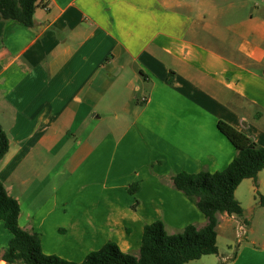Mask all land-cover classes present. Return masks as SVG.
<instances>
[{"label":"crops","instance_id":"1","mask_svg":"<svg viewBox=\"0 0 264 264\" xmlns=\"http://www.w3.org/2000/svg\"><path fill=\"white\" fill-rule=\"evenodd\" d=\"M43 2L30 28L0 18V182L19 226L74 262L108 240L136 251L158 219L168 234L203 227L170 177L230 163L219 120L264 147V0ZM217 218L216 244L238 220ZM10 238L0 221V264ZM221 261L264 264V239Z\"/></svg>","mask_w":264,"mask_h":264},{"label":"trees","instance_id":"2","mask_svg":"<svg viewBox=\"0 0 264 264\" xmlns=\"http://www.w3.org/2000/svg\"><path fill=\"white\" fill-rule=\"evenodd\" d=\"M43 0H0V18L17 21L26 27L34 25L35 9L44 8ZM217 130L231 143L235 155L222 170H201L190 174L179 172L170 177L174 189L190 200L204 216L205 225H186L180 232L168 234L161 220L145 224L136 254L122 251L113 241L89 251L80 262L57 255H47L41 249V235L22 229L18 224L19 205L0 182V221L11 234L1 259L6 264H185L217 253L216 227L218 214L240 216L242 207L234 197L239 183L256 179L264 168V147L224 121L216 123ZM9 148L6 132L0 125V161ZM137 184L128 189L134 193ZM264 205V198L260 199Z\"/></svg>","mask_w":264,"mask_h":264},{"label":"rangeland","instance_id":"3","mask_svg":"<svg viewBox=\"0 0 264 264\" xmlns=\"http://www.w3.org/2000/svg\"><path fill=\"white\" fill-rule=\"evenodd\" d=\"M137 99H133L134 102H138L139 98L143 95L141 91H136ZM130 138H126V142ZM134 146L138 145V142H132ZM133 154H128L127 160L132 158ZM134 160V159H133ZM127 170V176L132 177L137 170ZM142 171L147 173V176L152 175L150 162H146L143 166ZM139 170V173L142 172ZM141 174V173H140ZM139 176V175H138ZM138 178V177H137ZM134 180L127 185V193L132 195L133 193L129 192L130 186L139 182V179ZM242 182V183H241ZM236 189V200L239 202L242 207V214L237 216V222H221V225L218 229L219 239L216 244L217 253L212 255L203 256L201 259L189 261L185 264H224L223 257H229L234 254L238 242H245V239L253 240L255 242L264 239V205L260 204V199L264 198V168L259 171L256 176V179H244L241 181ZM135 204V200L133 205ZM132 205V206H133ZM226 242L232 244V248H228ZM138 249L131 250V253L136 254Z\"/></svg>","mask_w":264,"mask_h":264}]
</instances>
